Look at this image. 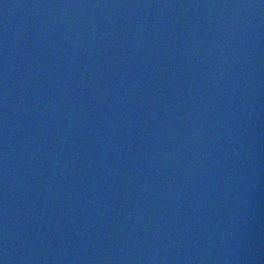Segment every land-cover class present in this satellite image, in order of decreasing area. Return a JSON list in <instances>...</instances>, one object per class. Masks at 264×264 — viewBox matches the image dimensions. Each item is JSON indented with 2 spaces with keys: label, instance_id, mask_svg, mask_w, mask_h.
Instances as JSON below:
<instances>
[{
  "label": "water",
  "instance_id": "water-1",
  "mask_svg": "<svg viewBox=\"0 0 264 264\" xmlns=\"http://www.w3.org/2000/svg\"><path fill=\"white\" fill-rule=\"evenodd\" d=\"M0 264H264V0H0Z\"/></svg>",
  "mask_w": 264,
  "mask_h": 264
}]
</instances>
